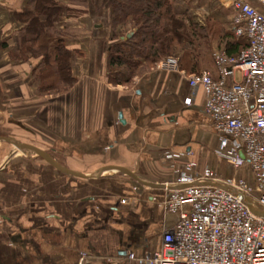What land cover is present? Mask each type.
I'll return each instance as SVG.
<instances>
[{"label":"crops","instance_id":"obj_1","mask_svg":"<svg viewBox=\"0 0 264 264\" xmlns=\"http://www.w3.org/2000/svg\"><path fill=\"white\" fill-rule=\"evenodd\" d=\"M112 1L59 0L63 12L39 44H53L52 32H59L75 80L63 92L41 93L42 58L19 54L24 23L15 13L27 0H0V264H121L127 252L157 250L164 227L176 220L163 207L169 165L192 160L201 172L208 161L218 179L230 173L218 159L204 92L184 102L187 75L207 70L216 78L213 53L236 54L245 45L233 34L237 2L263 14L264 4L170 0L172 12L195 26L176 56L178 69L160 61L130 84L113 85L107 50L131 25L113 27ZM181 151L190 155L180 157Z\"/></svg>","mask_w":264,"mask_h":264},{"label":"built area","instance_id":"obj_2","mask_svg":"<svg viewBox=\"0 0 264 264\" xmlns=\"http://www.w3.org/2000/svg\"><path fill=\"white\" fill-rule=\"evenodd\" d=\"M232 22L233 34L244 39V47L236 54L213 53L216 78L207 70L187 75L190 91L184 102L190 104L202 89L203 111L219 136L218 156L235 169L248 163L256 188L233 174L218 179L208 161L201 172L192 160L172 162V180L162 185L163 207L176 220L164 227L159 249L140 256L127 252L119 257L121 264H264V217L253 214L235 192L207 183L233 187L264 208V14L238 1ZM160 64L178 69L176 57ZM236 71L241 72L240 81ZM189 155L179 152L180 157ZM165 156L173 158L171 151Z\"/></svg>","mask_w":264,"mask_h":264},{"label":"trees","instance_id":"obj_3","mask_svg":"<svg viewBox=\"0 0 264 264\" xmlns=\"http://www.w3.org/2000/svg\"><path fill=\"white\" fill-rule=\"evenodd\" d=\"M58 3L59 0H27L25 8L15 13L16 19L24 23L19 54L24 59L42 58L37 67L39 77L46 82L40 85L41 93L63 92L75 80L70 75L72 53L64 47L60 33L52 32L53 44H39L63 12ZM111 7L113 27L131 25L126 34L118 39L112 37L115 40L107 50V80L113 85H128L158 62L176 57L194 33V25L172 12L170 0H115Z\"/></svg>","mask_w":264,"mask_h":264},{"label":"water","instance_id":"obj_4","mask_svg":"<svg viewBox=\"0 0 264 264\" xmlns=\"http://www.w3.org/2000/svg\"><path fill=\"white\" fill-rule=\"evenodd\" d=\"M5 139V137H0V139ZM10 140H12V138H10ZM15 145L20 148V149H30L34 152H36L40 157H42L45 161H47L48 163H50L51 165H53L54 167H56L57 169L61 170V171H64V172H68V173H71V174H74V175H79V176H83V175H80L76 172H71L69 171L68 169L66 168H63L61 166H59L54 160L53 158L51 157V155L45 151H42L41 149H39L38 147H35L31 144H26V143H21V142H17L15 143ZM108 169H112V168H116L118 170H121V171H124L125 173H127L122 167H116V166H109L107 167ZM208 184H212V185H216V186H220V187H223V188H226V189H229L230 191L232 192H235L234 194L240 198V200L249 208V210L257 215V216H260V217H264V208L259 205L253 198H251L250 196L244 194L243 192L237 190V189H234L233 187H229V186H226L225 184L223 183H219V182H211V183H208ZM234 190V191H233Z\"/></svg>","mask_w":264,"mask_h":264},{"label":"rangeland","instance_id":"obj_5","mask_svg":"<svg viewBox=\"0 0 264 264\" xmlns=\"http://www.w3.org/2000/svg\"><path fill=\"white\" fill-rule=\"evenodd\" d=\"M170 57H174V56H170ZM235 79L237 81H240V79H241V72L240 71L235 72ZM218 159L224 165L226 172H230L229 174H233L237 177L244 179L248 185H251L253 188H256V184L252 180V172H251V169H250L248 163H244L242 166L235 169L234 167L230 166L225 160H223V159L221 160L220 158H218Z\"/></svg>","mask_w":264,"mask_h":264}]
</instances>
